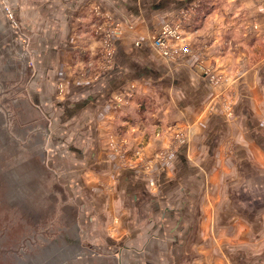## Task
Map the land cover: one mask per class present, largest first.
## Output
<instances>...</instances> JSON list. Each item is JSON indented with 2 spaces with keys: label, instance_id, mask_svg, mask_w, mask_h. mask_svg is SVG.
<instances>
[{
  "label": "crops",
  "instance_id": "1",
  "mask_svg": "<svg viewBox=\"0 0 264 264\" xmlns=\"http://www.w3.org/2000/svg\"><path fill=\"white\" fill-rule=\"evenodd\" d=\"M4 1L14 21L0 1V35L10 41L6 35L18 27L30 42L35 62L27 90L58 133L57 147L91 164L86 178L109 183L107 191L95 181L88 186L94 201L84 217L102 224L104 236L92 237L105 240L96 246L110 250L115 264H264V206H204L210 182L224 171L227 188L213 194L233 195L237 179L253 194L249 173L264 179V0ZM180 21L184 28L193 21L191 54L169 61L151 41L164 23ZM210 67L231 72V88L214 85ZM58 84L65 85L61 92ZM131 90L129 103L117 106ZM225 96H234L233 118L222 108ZM156 116L191 124L194 136L152 174L160 180L152 191L122 166L120 154L123 147L131 163L136 150L150 157L164 143L155 135ZM228 145L236 149L224 157ZM253 243L261 247L252 257Z\"/></svg>",
  "mask_w": 264,
  "mask_h": 264
},
{
  "label": "rangeland",
  "instance_id": "2",
  "mask_svg": "<svg viewBox=\"0 0 264 264\" xmlns=\"http://www.w3.org/2000/svg\"><path fill=\"white\" fill-rule=\"evenodd\" d=\"M0 1L5 6V1ZM262 4L264 6V2ZM237 6L238 11L244 8V4ZM5 10L9 19L14 21L9 5L5 6ZM169 23L171 22L164 23L162 28ZM171 24L178 25L177 32L181 34L178 39H170V48L176 52V58L168 59L158 53L166 60L179 61L191 54L190 42L186 40V36L189 28L193 27V21L187 22V28H184L181 21ZM251 28L257 27L253 25ZM19 29L17 27V35L13 32L6 35L10 40L7 42L3 41L4 35H0V264H115L111 260L110 250L96 246L100 241L105 242L104 239L97 240L104 236H99L102 234V224L87 223L84 217L87 213L85 206H92L93 199L88 190V186L92 184L90 182L95 181L106 191L109 183L98 177L94 180L86 178L91 164L84 158H76L75 153L66 145L57 147L60 144L54 139L58 133L52 134L50 121L35 107L27 90L35 57L30 42L21 35ZM185 48L190 50L187 54ZM203 70L205 71L204 68ZM208 70L215 76L210 77L214 85L224 83L223 90L231 88L234 80L230 78L231 72L216 73L211 67ZM64 87L63 84H58L60 92ZM132 95L133 93L122 97L120 104L129 103ZM216 100L211 99L206 104L209 111L215 109ZM220 100L226 116L233 118L234 96L221 97ZM118 101L119 99L117 106L120 107ZM156 118L155 125L159 127L157 129L154 126L155 135L156 138H162L164 143L158 144L150 157L136 150L137 160L131 163L125 161L128 156L123 147L120 154L122 166L134 169L152 191H158L160 187V180L152 174L167 168L178 151L194 136V132L190 131L191 124H168L169 122H164L157 116ZM162 125L168 127L161 130ZM68 135L66 134L67 137ZM235 149V146L223 147V156H233ZM86 157L89 158L90 155ZM253 174L254 172L249 173L248 180L250 184L254 182L250 189L253 194L245 193L244 189L239 188L245 183V179H237L234 181L236 187L232 189L233 195L228 196L213 194L215 187L225 184L227 188L230 174L228 171L220 173L219 177L210 182V203L205 194L204 206H214V201L216 206H264V179H259L258 182ZM177 197L179 201L183 199L182 196L180 199L179 195ZM229 197L231 202H227ZM192 198L193 206L197 205L196 199H201L200 194ZM179 201L175 203L178 204ZM97 203H102L101 198ZM253 210L258 211L256 208ZM116 224L112 222L111 229ZM252 247L253 257L259 252L261 245L253 243Z\"/></svg>",
  "mask_w": 264,
  "mask_h": 264
},
{
  "label": "built area",
  "instance_id": "3",
  "mask_svg": "<svg viewBox=\"0 0 264 264\" xmlns=\"http://www.w3.org/2000/svg\"><path fill=\"white\" fill-rule=\"evenodd\" d=\"M118 24L115 26V30H117ZM177 29L179 30V26H173V24L169 23L168 25H165L163 28H161V30L159 31V33L157 35L154 36L153 38V45L155 47V49L165 58H170V57H175L176 56V52L172 51V49L170 48V39L172 37L174 38H180L181 34H179L177 32ZM111 44L108 45V47ZM186 49V48H185ZM190 50L186 49V53L187 54ZM113 55V50L109 49L105 56L108 60L111 59ZM176 58V57H175ZM210 77H215L214 75H211ZM132 93V90L130 91L129 95ZM122 101V98H119L118 104H120V102Z\"/></svg>",
  "mask_w": 264,
  "mask_h": 264
}]
</instances>
